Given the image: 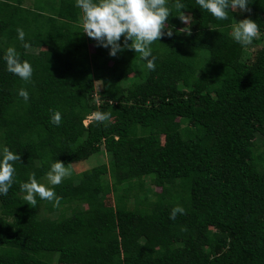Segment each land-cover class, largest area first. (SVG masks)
Masks as SVG:
<instances>
[{
  "label": "trees",
  "instance_id": "16d2710c",
  "mask_svg": "<svg viewBox=\"0 0 264 264\" xmlns=\"http://www.w3.org/2000/svg\"><path fill=\"white\" fill-rule=\"evenodd\" d=\"M26 2L0 0V145L20 155L0 196V264H264V0L225 20L167 0L168 24L187 27L183 11L191 36L153 42L155 70L83 34L76 0ZM246 17L259 27L253 53L230 35ZM10 46L30 62L29 81L6 70ZM97 110L110 119L85 126ZM94 156L97 166L49 186L59 203L23 199L29 174L41 181L55 160Z\"/></svg>",
  "mask_w": 264,
  "mask_h": 264
},
{
  "label": "clouds",
  "instance_id": "9594fccd",
  "mask_svg": "<svg viewBox=\"0 0 264 264\" xmlns=\"http://www.w3.org/2000/svg\"><path fill=\"white\" fill-rule=\"evenodd\" d=\"M200 9L211 13L220 20L228 19L229 10L239 11L241 14L250 12V0H196ZM76 7L81 10L80 22L83 34L96 41L98 47L108 50L111 57L125 50L138 53L146 62L149 70H155L156 57L153 55L151 45L162 37L172 38L174 33H182L191 36L190 15L182 11L178 17L187 27L176 29L175 25H169L171 8L167 0H76ZM175 8H183L181 0H176ZM230 35L235 42L241 45L252 43L258 35L259 27L256 21L250 17L239 20L233 18ZM18 39L23 42V47L28 49L30 44L25 41V31L22 27L16 29ZM123 38V39H122ZM3 60L6 62V70L17 75L24 81H29L33 74V68L29 61L21 60L16 49L12 46L5 50ZM19 97L25 102L30 98L27 89L18 90ZM110 119V113L93 111L88 114L83 123L104 122ZM62 122L60 111H52L50 123L59 126ZM20 160V155L12 151L7 145H0V196H6L12 188L15 179V164ZM68 174L67 166L60 160L50 163L46 173L48 184L37 180L35 172L29 174L28 179L20 183V191L28 205H36L39 196L41 200L59 203L54 188L48 185H59ZM182 207L173 208L170 218L175 219L177 213H182Z\"/></svg>",
  "mask_w": 264,
  "mask_h": 264
},
{
  "label": "rangeland",
  "instance_id": "374dc122",
  "mask_svg": "<svg viewBox=\"0 0 264 264\" xmlns=\"http://www.w3.org/2000/svg\"><path fill=\"white\" fill-rule=\"evenodd\" d=\"M32 1L33 0H27L25 6H27V7L32 6V4H33ZM259 37H260V34H258L255 38H259ZM247 47H249L250 51L253 53L254 47H251L250 45H248ZM91 51L93 52L94 51V48H91ZM102 88H103L102 84L100 82H97L96 83V91L99 92V91L102 90ZM105 158H106V156H105ZM100 161H101V158L100 157L94 156V157H92V158H90V159H88L86 161H82V162H78V163L72 164L73 167H72V165H69V166H67V168H68V174L63 179H65L66 177H68L70 173L72 174L73 173L72 170H75V172L80 173L82 171L91 169L94 166H97ZM40 182L41 183H44L46 185L48 184V181H47V178L46 177L43 178ZM48 186H50V185H48ZM158 190H160V189H158ZM108 203L109 204H112L113 203L112 198H110L108 200ZM57 215H58V213L56 215L55 214H52L51 216L52 217H57Z\"/></svg>",
  "mask_w": 264,
  "mask_h": 264
}]
</instances>
